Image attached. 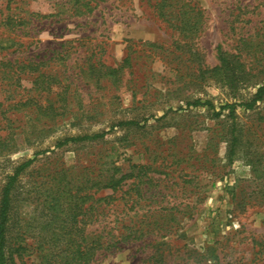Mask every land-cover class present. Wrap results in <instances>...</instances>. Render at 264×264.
<instances>
[{
    "label": "rangeland",
    "instance_id": "obj_1",
    "mask_svg": "<svg viewBox=\"0 0 264 264\" xmlns=\"http://www.w3.org/2000/svg\"><path fill=\"white\" fill-rule=\"evenodd\" d=\"M185 1L202 12L200 31L186 37L158 18L153 5L160 0H99L82 16L70 10L71 0H0V138L12 139L10 152H0V188L18 165L49 151L18 178L12 247L21 232L29 240L39 234L45 218L36 187L44 175L101 178L116 168L115 177L132 176L115 192L92 191L94 199L117 200L103 220L120 218L129 195L133 220L145 216L149 239L166 243L164 264H264V101L236 109L234 120L219 110L264 87V0ZM219 47L229 56L231 81L196 80L198 67L219 65ZM129 54L118 85L86 78L88 65L116 68ZM39 72L58 75L69 100L32 92ZM35 95L57 115L9 108ZM195 100L214 109L186 106ZM124 121L140 127H114ZM232 127L237 146L229 161ZM101 132L108 134L99 142L55 148ZM168 224L170 232L155 229ZM152 252L128 243L97 264H135ZM24 261L38 264L33 256ZM14 262L24 264L17 255Z\"/></svg>",
    "mask_w": 264,
    "mask_h": 264
},
{
    "label": "trees",
    "instance_id": "obj_2",
    "mask_svg": "<svg viewBox=\"0 0 264 264\" xmlns=\"http://www.w3.org/2000/svg\"><path fill=\"white\" fill-rule=\"evenodd\" d=\"M70 10L75 15L82 16L92 12L99 0H71ZM158 18L166 23L170 28L180 34L187 36L196 35L201 28L200 17L202 12L195 5L185 0H160L153 5ZM219 65L211 69L207 67H198L194 78L203 80L214 76H222L223 79L231 81V66L228 55L218 48ZM130 54L127 55L122 64L116 68L95 66L90 64L87 71L84 72L88 80L96 84L101 81H107L112 85H118L122 79L125 68L131 67ZM0 74L3 75L0 68ZM1 80V78H0ZM1 83V81H0ZM32 92L38 96L42 93L48 95L55 94L60 102H67L70 98L67 89L61 85L58 75L45 74L39 72L32 80ZM1 87V84H0ZM56 91L53 92V88ZM33 96L25 102L19 101L11 108L34 107L37 116L44 115L53 118L57 115L52 104L43 108L38 105ZM34 101V105L31 102ZM264 101V87L260 86L255 91L253 97L246 102L225 103L219 107L220 112H226L227 117L234 120L236 109L252 111L258 103ZM30 102V104H29ZM187 107H207L214 109L209 101L195 100L187 102ZM32 109V108H31ZM12 110V109H11ZM220 114L217 113V116ZM114 127L139 128L140 125L135 121L119 122ZM233 128V127H232ZM231 131L232 140L227 151L229 161L235 154L237 138ZM108 134L101 132L92 135H82L69 137L55 145V148L72 144H88L99 142ZM12 139L0 138V152H10L9 146ZM49 151L36 153L32 159L18 165L11 175L6 177L5 184L0 188V264H15L14 255L19 257V261L25 264L24 259L35 257L38 264H97L100 258L112 255L128 243L140 242L143 246H152L151 255L140 258L135 264H164V241L157 239L150 240L152 235V223L145 222L142 217L139 221H134L131 212L134 210V199L129 195L125 201V206L119 213L120 218L115 216L107 221L103 218L113 210L114 200L111 197L94 199L93 190H111L115 192L122 183L132 175L125 174L119 178L116 176L117 169L114 168L106 176L93 178L88 174H82L79 177H71L64 171H51L43 176L36 191L40 199L38 203L44 212V222L38 229V236L29 240L24 231L19 233V244L12 247L8 241L9 220L12 209V195L16 188L18 178H20L28 168L37 160L38 155H45ZM1 154V153H0ZM40 201V202H39ZM106 212V213H105ZM114 212V211H113ZM136 214V213H135ZM155 226L157 231L170 232L172 225ZM160 235V239L163 238ZM144 259V260H142Z\"/></svg>",
    "mask_w": 264,
    "mask_h": 264
}]
</instances>
